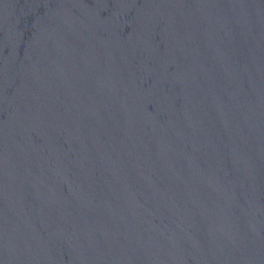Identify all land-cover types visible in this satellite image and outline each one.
<instances>
[{"label":"water","instance_id":"1","mask_svg":"<svg viewBox=\"0 0 264 264\" xmlns=\"http://www.w3.org/2000/svg\"><path fill=\"white\" fill-rule=\"evenodd\" d=\"M0 264H264V0H0Z\"/></svg>","mask_w":264,"mask_h":264}]
</instances>
